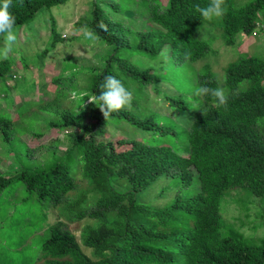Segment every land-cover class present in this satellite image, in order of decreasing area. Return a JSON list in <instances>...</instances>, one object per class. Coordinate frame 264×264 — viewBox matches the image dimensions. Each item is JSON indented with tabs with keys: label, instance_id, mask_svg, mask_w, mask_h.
I'll use <instances>...</instances> for the list:
<instances>
[{
	"label": "trees",
	"instance_id": "1",
	"mask_svg": "<svg viewBox=\"0 0 264 264\" xmlns=\"http://www.w3.org/2000/svg\"><path fill=\"white\" fill-rule=\"evenodd\" d=\"M68 1L0 0V43H6L7 32L32 24L41 11ZM232 1L168 0L163 5L157 0H116L93 5L86 27L111 52L99 67L80 69L91 77L77 104L75 94L62 84L64 76L53 79L51 98L38 101L47 102L42 107L53 112L46 128L65 134L67 150L38 167L18 162L11 146L7 154L17 167L12 173L0 168V200L12 204L1 224L19 216L25 220L33 204L50 206L56 218L44 228L30 264H264V241L261 246L244 243L238 232L224 229L221 212L230 190L243 188L264 199V57L246 55L231 62L223 88L210 68L200 74L202 104L186 123V151L107 131L111 123L126 122L155 134L169 132L153 112L143 117L134 112L140 106L130 97L133 85L159 80L157 68L134 58L159 61L167 48L174 63L197 61L211 42L197 37L196 30L220 6L227 45H235L239 33L257 34L264 27V0L238 6ZM132 2L148 11L147 28L135 29L122 20ZM65 39L53 21L51 46L55 49ZM10 56L9 46L0 45V80L8 89L16 88L19 78ZM21 61L25 65L23 57ZM8 80L15 82L9 86ZM0 99L6 108L8 100L13 103L1 89ZM88 99L92 101L86 105ZM26 113L22 106L17 110L18 118ZM14 125V117L0 109V137L10 145ZM44 136L33 134L36 139ZM79 174L90 189L76 191ZM169 174L179 175L185 188L197 177L200 190L178 196L162 209L136 200L138 191ZM122 179L129 189L117 192L112 183ZM86 219L80 243L70 226Z\"/></svg>",
	"mask_w": 264,
	"mask_h": 264
},
{
	"label": "rangeland",
	"instance_id": "2",
	"mask_svg": "<svg viewBox=\"0 0 264 264\" xmlns=\"http://www.w3.org/2000/svg\"><path fill=\"white\" fill-rule=\"evenodd\" d=\"M108 1L116 0H69L66 4L41 11L32 24L6 33V43L0 45L9 46L10 57L19 78L17 83L15 82L17 87L11 89L3 86L0 80V89L13 98V103L12 100L6 102L9 105L7 108L5 101L0 99V109L4 108L5 112L14 117L16 131L11 145L3 142L0 137V168L3 172H14L17 161L38 167L45 166L51 163V159L63 155L67 150L68 142L65 134H59L56 130L49 131L46 128L54 117L53 112L45 111L42 107L47 102L38 101L51 98V94L56 91L53 79L61 76L67 77L63 79L62 84L75 94L74 97L72 96L75 103L81 100L84 95L82 91L87 87L91 75L81 72L80 69L99 67L111 52L110 46L103 43L86 27V20L90 17L93 5L95 3L103 5ZM157 1L163 5L168 4V0ZM246 1L249 0H233L232 3L238 6ZM131 6L133 9L124 13L122 20L135 29L147 28L146 8L141 7L139 2H132ZM222 9L223 6L210 10L207 18L196 30L197 37L211 42V49L197 61L186 60L174 63L167 54V48L163 50L159 61L134 58L140 65L157 68L159 76L157 83L146 86L133 85L130 97L140 106L134 108V112L141 117L153 112L158 117L159 123L166 126L169 132L155 134L126 122H119L107 126L111 136L120 134L129 139H140L152 144L167 143L179 151L188 149V143L185 141L188 134L186 123L202 104L199 93L200 74L206 68H210L223 88L225 70L231 62L246 55L264 57V27L250 37L239 33L236 36V44L227 45V35L221 27ZM53 21L57 29L66 37L55 49L51 46ZM22 57L25 65H22ZM91 101L92 99H88L86 105ZM21 106L25 113L29 112L18 118L17 110ZM40 132L45 134L43 138L33 137L34 133ZM58 140H60L59 145H57ZM11 146L16 150V162L13 155L7 154V148ZM54 148H56L55 152ZM76 178V191L90 189L82 174L77 175ZM181 182L182 178L179 175H164L147 189L138 191L136 200L149 204L155 209H162L172 205L176 197H187L200 190L197 177L190 187H182ZM112 187L117 192L129 189L126 179L112 183ZM95 196V193H91L90 198L94 199ZM11 205L0 200V264H30L36 259L38 243L45 234L44 228L56 218L55 215L51 216L53 209L50 206L44 204L34 207L33 204L29 207L32 214L25 220L19 216L1 224L4 214H7ZM57 211H61V208ZM221 212L224 229L238 232L247 245H262L263 198L252 195L243 188L230 190L226 192L222 201ZM87 223L88 219L81 225L78 223L70 226L80 243L83 226ZM83 250L88 249L83 248Z\"/></svg>",
	"mask_w": 264,
	"mask_h": 264
},
{
	"label": "built area",
	"instance_id": "3",
	"mask_svg": "<svg viewBox=\"0 0 264 264\" xmlns=\"http://www.w3.org/2000/svg\"><path fill=\"white\" fill-rule=\"evenodd\" d=\"M14 82H15V80H8L7 84H8L9 86H12V85L14 84Z\"/></svg>",
	"mask_w": 264,
	"mask_h": 264
}]
</instances>
